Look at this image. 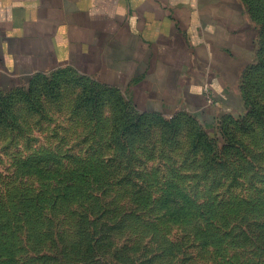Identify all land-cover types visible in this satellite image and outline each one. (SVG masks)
<instances>
[{
  "label": "rangeland",
  "instance_id": "374dc122",
  "mask_svg": "<svg viewBox=\"0 0 264 264\" xmlns=\"http://www.w3.org/2000/svg\"><path fill=\"white\" fill-rule=\"evenodd\" d=\"M247 1L239 122L140 112L72 68L0 86V264H264V0Z\"/></svg>",
  "mask_w": 264,
  "mask_h": 264
},
{
  "label": "crops",
  "instance_id": "0c3cea01",
  "mask_svg": "<svg viewBox=\"0 0 264 264\" xmlns=\"http://www.w3.org/2000/svg\"><path fill=\"white\" fill-rule=\"evenodd\" d=\"M259 36L247 0H0V86L72 68L113 82L140 112L239 122Z\"/></svg>",
  "mask_w": 264,
  "mask_h": 264
},
{
  "label": "built area",
  "instance_id": "2783aa9c",
  "mask_svg": "<svg viewBox=\"0 0 264 264\" xmlns=\"http://www.w3.org/2000/svg\"><path fill=\"white\" fill-rule=\"evenodd\" d=\"M203 91H204V98H205V103L207 105H212L213 104V98H211V94L209 93V89H208V86L205 85L204 88H203Z\"/></svg>",
  "mask_w": 264,
  "mask_h": 264
},
{
  "label": "trees",
  "instance_id": "16d2710c",
  "mask_svg": "<svg viewBox=\"0 0 264 264\" xmlns=\"http://www.w3.org/2000/svg\"><path fill=\"white\" fill-rule=\"evenodd\" d=\"M221 122H222V120L219 121L220 124H221ZM220 131L222 132V130H220ZM217 132H218V127L215 128V134H213V135L210 136V137H209L208 135H205V136H206V137L208 136L210 139L215 140V136H216Z\"/></svg>",
  "mask_w": 264,
  "mask_h": 264
}]
</instances>
